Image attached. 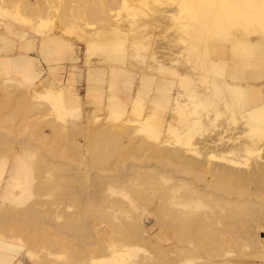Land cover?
<instances>
[{
    "label": "rangeland",
    "instance_id": "rangeland-1",
    "mask_svg": "<svg viewBox=\"0 0 264 264\" xmlns=\"http://www.w3.org/2000/svg\"><path fill=\"white\" fill-rule=\"evenodd\" d=\"M245 7L256 11L245 14ZM250 42L264 45V0H0V140L14 143L13 151L0 150V264H122L143 257H155L156 264H264V214L259 210L264 207V88L252 99L251 91L242 89L261 86L251 79L258 62L243 50ZM102 136L109 142L113 137L118 148L97 164L100 159L91 149L97 150ZM20 140L37 147L40 159H46L41 163L64 171L56 174L59 168L52 172L46 166V172L38 154L22 156ZM229 147L234 151L224 153ZM164 148L184 153L169 149L172 153L166 154ZM187 160L204 161L199 163L203 167L196 170L198 162L194 167L189 162L187 175L177 177L215 196L186 200L172 183L150 181L168 191L167 216H198L192 222L196 226L191 224L196 229L190 225L191 230L182 231L173 221H157L164 198L142 189L136 177L147 171L138 167L163 170L168 162L173 165L166 169L174 170ZM37 162L44 166L39 173ZM208 163L235 164L233 169L246 175L239 183L219 175L214 179ZM18 169V181L9 188L18 198H6L9 172ZM130 174L135 175L133 188L111 182ZM61 178L69 181L61 189L53 187ZM39 181L44 189L53 184L52 190L61 191L37 192ZM209 182L217 188H204ZM223 184H230L232 195L221 192ZM133 189L142 195L135 197ZM242 190L243 198L237 195ZM91 191L110 203L118 201L120 208L108 204L84 216L83 194ZM235 194L246 200L245 208L211 201L231 204ZM38 201L32 209L40 216L32 223L17 217ZM141 235L148 237L145 247ZM102 246L116 253L103 255ZM160 247L166 250L160 252L161 263Z\"/></svg>",
    "mask_w": 264,
    "mask_h": 264
},
{
    "label": "bare ground",
    "instance_id": "bare-ground-1",
    "mask_svg": "<svg viewBox=\"0 0 264 264\" xmlns=\"http://www.w3.org/2000/svg\"><path fill=\"white\" fill-rule=\"evenodd\" d=\"M83 2H84V0H82ZM93 2V1H92ZM99 4V3H98ZM97 5V4H96ZM94 6V8H96V9H100V11H101V9H102V7H101V5H98V7L97 6ZM99 7H101V8H99ZM109 7H110V5H109ZM94 8L92 9V10H94ZM88 9V8H87ZM76 10V9H75ZM86 10V9H85ZM89 11V10H88ZM88 11H86L87 13H88ZM96 11V10H95ZM100 11H98L97 10V13H99ZM106 11V10H105ZM255 12L256 10L255 9H250L249 7H245V9H244V13L246 14H251V13H249V12ZM80 12V11H79ZM90 12V11H89ZM104 12V11H103ZM107 12V11H106ZM78 13V12H77ZM86 13V14H87ZM27 14V13H26ZM91 14V13H90ZM65 15V14H64ZM92 15V14H91ZM20 16V15H19ZM25 16H27V15H25ZM29 16V15H28ZM86 16V15H85ZM92 16H94V13H93V15ZM63 17V16H62ZM79 17H80V14H79ZM83 17V16H82ZM94 17H96V16H94ZM20 17H18L17 19H19ZM25 17H23V19H24ZM27 18V17H26ZM64 18V17H63ZM92 18V17H91ZM255 18H257V16H255ZM29 19V18H28ZM27 19V20H28ZM75 19V18H74ZM69 22H72V21H69ZM24 24V23H23ZM65 24V23H64ZM65 28H66V26H65ZM64 28V29H65ZM68 29V28H67ZM243 45V44H242ZM246 45V44H245ZM244 45V46H245ZM239 47H241V46H239ZM243 50H245V51H247V54H248V57H250L251 59H254L255 61H257L258 62V67L251 73V79H252V81H253V83H255V84H257V85H261L258 89H255V90H252L251 89V87H248L247 85V87H245V88H242L243 90H250L251 91V93L249 92V94L248 95H250V99H252L251 98V95H258V92L256 91V90H259L260 88H264V45H260V44H258L257 42H250V44H248L246 47H244L243 48ZM4 61V60H3ZM2 61V62H3ZM7 61V60H6ZM8 62V61H7ZM10 62V61H9ZM8 62V63H9ZM12 62V61H11ZM224 83H226V82H224ZM43 85V84H42ZM249 88V89H248ZM240 89V88H239ZM180 95H181V93H180ZM179 95V96H180ZM175 99V101L177 102H175L176 104H180V102H179V97H175L174 98ZM254 99H256V98H254ZM20 100V99H19ZM185 101V100H184ZM22 102V101H21ZM247 102L249 103L250 101L249 100H247ZM175 104V105H176ZM258 108H255V109H252V113L253 112H257L258 110H257ZM110 132V131H109ZM101 135V134H100ZM103 135V134H102ZM111 135V134H110ZM112 135H114V134H112ZM104 136H106V135H104ZM104 136H102V137H104ZM99 137V136H98ZM102 137H100V140H99V142L100 143H98V145L97 146H99V147H97V150H96V148H94V149H91L92 151L94 150L95 152L94 153H92V151H91V153L93 154V157L95 156V158H97L98 160V162H95V163H97V164H99V162L102 160H106V159H104V158H107L108 159V157L109 156H107V155H109L108 153H110V154H113V152H116V150L114 151V149H117V148H115V146H116V144H114V143H112L113 141L111 140L113 137H111V139H110V142L107 140V137L105 138H102ZM110 138V137H109ZM114 138H116V137H114ZM102 139H104V140H102ZM23 140H25V139H23ZM23 140H20V141H23ZM102 140V141H101ZM107 140V141H106ZM114 140V139H113ZM97 141H98V139H97ZM104 141H106V143H104L105 145H99V144H102ZM28 141H23V143H21V142H19V144H23L22 145V147H20L21 149V151L19 152V153H21V155L23 154V152H31V154H35L34 156L36 157L37 155L36 154H38V159H40V158H42V155L40 156L39 155V151H37V147H35L34 145L32 146L30 143H27ZM244 142V141H243ZM232 144V143H231ZM89 145V144H88ZM230 145V144H229ZM228 145V146H229ZM21 146V145H20ZM32 146V147H31ZM168 147V146H167ZM5 148H7V149H10L11 151H13L14 150V143L13 142H8V141H6V140H0V150L1 149H5ZM31 148V149H30ZM34 148V149H33ZM40 148V147H39ZM230 148V147H229ZM165 149V148H164ZM169 149H171V148H166L165 150V152H166V154L168 153V151L170 152V150ZM228 149V148H227ZM234 149L235 148H230V150H225V152L224 153H231V152H233L234 151ZM30 150V151H29ZM171 150H176L177 152L175 153L176 155L178 154V152H180V151H182V150H177V149H171ZM164 151V150H163ZM192 151V150H191ZM38 152V153H37ZM107 152V153H106ZM14 154H15V152H13ZM19 153H16L15 155L17 156V157H20L21 155L19 154ZM170 153H172V152H170ZM182 153H184V152H182ZM181 152H180V154H182ZM234 153H236V152H234ZM25 154V153H24ZM107 154V155H106ZM175 154H173V155H175ZM214 154V153H213ZM233 154V153H232ZM14 155V156H15ZM20 155V156H19ZM26 155H27V153H26ZM25 155V156H26ZM59 155H60V153H59ZM170 154H168V156H169ZM179 155V154H178ZM209 155H211V152H210V154ZM23 156V155H22ZM21 156V157H22ZM32 156V155H31ZM113 156H114V154H113ZM187 156H189V155H187ZM187 156L185 157V158H187ZM214 156H215V154H214ZM222 156V155H221ZM17 157H15L16 159H18ZM20 157V158H21ZM112 157V156H111ZM179 157V156H178ZM23 158V157H22ZM46 158V157H45ZM37 159V158H36ZM44 159V158H43ZM43 159H40V160H37V161H43ZM176 159V158H175ZM187 159H189V158H187ZM191 159H193V160H196V159H194V158H192L191 157ZM46 159H44V161H45ZM176 160H178V159H176ZM204 160V159H203ZM231 160V159H230ZM188 161V160H187ZM183 161L184 163V165L183 164H181V166L179 167V166H174V170H169V169H166V165L167 164H169V165H173V163H166V165H163V166H161L162 168H163V170H159V167L160 166H158V165H154V167H153V165H151V166H144V167H138V168H142V169H144V168H147V171H145V172H141L140 170H142V169H137L136 171L138 172V171H140L139 172V175H137V176H140V177H136V180H140L141 181V188L142 189H150L154 194H156L157 192L164 198V201H163V203H162V205L160 206V208L159 209H161V210H159L160 211V215L158 214V215H156L157 217H158V219L160 218V220H158L157 219V221L159 222V223H167V222H165V221H167V220H170V222L171 221H173V222H171V223H173L175 226H177V227H179L182 231H184V230H191V229H196V227L195 228H193L192 227V225L193 226H196V224L194 223V224H192V222L194 221V218H196V217H198V216H190L189 214H187V215H184V214H181V213H177L176 215H171V213L172 212H169V214H168V216H167V212L168 211H171V209H170V205H171V202L168 200V191L167 190H165V189H161V188H159L158 187V184L157 183H155V182H150L151 181V179H153V178H157V179H160V180H162V181H165V182H167V183H172L173 185H174V191L176 192V193H179V192H184L185 194L183 195V197L187 200V199H190V198H192V199H196V200H199V201H202L203 199H210L211 197L210 196H215V195H213L212 193L210 194V191H208V190H206V189H200V188H198V186L195 184V183H191L192 181H190V180H187V179H185L184 177H183V179H180V178H178L177 177V175L176 174H182L183 175V173H184V175H187V170H189V169H187L188 167H190V166H187V168L186 167H184L185 166V164H187L188 165V163L190 162V161ZM207 161V160H206ZM226 161V160H225ZM229 161V160H228ZM232 161V160H231ZM39 162H37V164H36V167H34L35 169H36V171L39 173L40 171H42V169H44V166L46 167H48L49 168V166H51V165H49L48 166V164L46 163V162H48V161H46L44 164H43V162L41 163V164H43V165H41V164H39ZM93 162V163H94ZM194 162H198V161H194ZM194 162H193V164H194ZM201 162H204V161H201ZM201 162H198V165H199V163H201ZM208 162V161H207ZM206 162V163H207ZM221 162V161H220ZM237 162H239V161H237ZM240 162H242V161H240ZM239 162V163H240ZM105 163V162H104ZM179 163V162H178ZM214 163H216V162H214ZM222 163V162H221ZM229 163H231V162H229ZM233 163H235V162H233ZM191 164V162L189 163V165ZM193 164H191V165H193ZM201 164H203V163H201ZM218 164V163H217ZM223 164V163H222ZM246 164H249V163H246ZM251 164H253V163H251ZM262 164V163H261ZM180 165V164H179ZM195 166H197V168H196V170L198 169L199 170V168H201V167H203V166H201L200 167V165L198 166V165H196V163L194 164ZM194 165H193V167H194ZM205 165V164H204ZM220 164H218V165H213V164H211V163H208L207 165H205L207 168H210V173L213 175V176H215V178L214 179H218V178H216V177H218L217 175H219V176H222V178H226V179H229V180H231V181H237V180H239L240 179V181H243V177H245V175L246 174H244L243 175V177H242V175H241V173H243L244 171H241L240 172V170H239V168H236V169H238V171H236L235 169H233L234 167L233 166H235V164L233 165V166H230V167H232V168H229V167H227L229 164H226V166L224 165H221V166H219ZM236 165H239V164H236ZM264 165V164H263ZM137 166V165H136ZM244 166V165H243ZM246 166H248V165H246ZM253 165H251V167H252ZM256 166H257V164H256ZM47 167L44 169L45 171L47 170ZM259 166H257V168H258ZM59 168V167H58ZM56 166H54V167H50L49 169H51V170H49V171H52V170H57L58 169ZM137 168V167H136ZM241 168V167H240ZM243 168L244 167H242L241 168V170H243ZM250 167H248L247 168V170L249 169ZM256 168V169H257ZM260 168V167H259ZM258 168V169H259ZM263 168H264V166H263ZM65 169V168H64ZM100 169V168H99ZM192 169V168H191ZM195 169V168H194ZM44 170H43V172H44ZM67 170V169H66ZM246 170V171H247ZM261 170H262V172L261 173H263V171H264V169H262L261 168ZM19 171H20V169H18V170H11L10 172H9V174H10V178L8 179V184H7V186H6V188H7V191L9 190V188H10V186H12L13 185V182H15V181H18V175H19ZM61 171H64V170H61L60 168H59V170H57V173L56 174H58L59 172H61ZM129 171V170H128ZM249 172H247V173H250V171L251 170H248ZM259 171H257V172H259ZM42 172V173H43ZM47 172V171H46ZM52 172H55V171H52ZM123 172H125V171H123ZM130 172V171H129ZM240 172V173H239ZM252 172H254V171H252ZM259 172V173H260ZM192 174H193V172H191ZM199 172H196V175L198 174ZM18 174V175H17ZM48 174V173H47ZM90 174V173H89ZM132 174H134V173H132ZM132 174H130L131 176L130 177H127L126 179L125 178H123V177H121L122 179H118V178H114L113 180H111V182H112V184L113 185H115V186H117V187H122V189L123 188H129V187H131V188H133L132 186H133V183H131V181H133L132 179V176L134 177L135 175H132ZM201 174V173H200ZM252 174V173H251ZM255 174H257L258 175V173H255ZM41 175V174H40ZM88 175V174H87ZM189 175V174H188ZM249 175V174H248ZM262 176H264V173L263 174H261ZM122 176V175H121ZM193 176H195V175H193ZM75 177V176H74ZM192 177V176H191ZM198 177H200V175H198ZM198 177H196L195 176V179H197V182H201V181H204V177H202V175H201V179L200 178H198ZM251 177H253V176H251ZM251 177H247V178H251ZM84 178V177H83ZM87 178V177H86ZM247 178H245V180L247 179ZM254 178V177H253ZM253 178H251V179H253ZM17 179V180H16ZM44 179V178H43ZM43 179H41V180H43ZM62 179V178H61ZM60 179V181L57 183L56 182V180H54L55 182H54V186L53 187H59V189H61V188H63V186L65 185V183L63 182L65 179H62L61 180ZM70 179V178H69ZM79 179V178H78ZM221 179V178H220ZM259 179H261V176H259ZM258 179V181H262V180H259ZM48 180H50V179H48ZM47 179H46V181H48ZM52 180V179H51ZM85 180V179H84ZM193 180V179H192ZM65 181H69V180H65ZM71 181H74V180H71ZM70 181V182H71ZM247 181H249V183H250V180L248 179V180H246V183H247ZM257 181V180H256ZM256 181H252V182H256ZM256 182V184L257 183H260V182ZM6 182V181H5ZM40 183H38L37 184V189L35 190V191H37V192H40V193H42V194H44V192H43V190H47L46 188H48V190H52L51 188H52V185L50 184V187H45V189L43 188L45 185H41L42 183H43V181H39ZM42 182V183H41ZM48 182H51L52 183V181H48ZM80 182V181H79ZM83 182V181H82ZM251 182V183H252ZM0 183H2L1 181H0ZM45 183V182H44ZM47 183V182H46ZM72 183V182H71ZM75 184H76V182H74ZM77 183H78V181H77ZM84 183V182H83ZM107 183H109V182H107ZM206 183V182H205ZM211 182H209V183H207L206 185H204L205 187L204 188H211V186H215V185H212V183L210 184ZM235 183V182H234ZM237 183H239L238 181H237ZM243 183V182H242ZM249 183H247V184H249ZM68 184V183H67ZM80 184H82V183H80ZM79 184V185H80ZM110 184V183H109ZM227 184V183H226ZM244 184V183H243ZM254 184V183H253ZM254 185V186H256V188L261 192V190H262V188L264 187V183H260L261 184V186H262V188H260V187H257V186H259V185ZM1 185V184H0ZM6 185V184H5ZM48 185H49V183H48ZM75 186H77V185H75ZM236 186V185H235ZM245 186V185H244ZM243 186V187H244ZM4 187V186H3ZM66 187V186H65ZM80 187H81V185H80ZM111 187V189H114L113 188V186H110ZM241 187H242V185H241ZM240 187V188H241ZM249 187H250V185H249ZM214 188H217V187H214ZM245 188V187H244ZM251 188V187H250ZM256 188H254V191L256 190ZM261 190H260V189ZM58 189V188H57ZM56 190V189H53L54 191H61V190ZM70 189H72V188H70ZM70 189H68V190H70ZM109 189V188H108ZM107 189V190H108ZM111 189H109V190H111ZM236 189H237V187H236ZM236 189L234 188V189H232V190H235L236 191ZM41 190H42V192H41ZM52 190V191H53ZM64 190V189H63ZM68 190H67V192H68ZM160 192H159V191ZM220 190H221V192H223V194H225V195H229V194H231V187H230V184H228V186L227 185H222V188H220ZM245 190V189H244ZM244 190H242V192H240V193H238L237 195H239V197L241 196V193H243V191ZM246 190H248V189H246ZM52 192V193H55V192ZM65 191V190H64ZM74 191V190H73ZM134 193H136L137 195H135V197H140L142 194H141V192L140 191H138V190H136V189H133L132 190ZM241 191V190H240ZM70 192H71V190H70ZM94 192L95 191H91V192H88V194H86L87 196H85L84 194H83V196L85 197L82 201L85 203V205H83L82 204V206H84V207H82L83 208V211H82V213L83 214H85L84 216H86V211H89V213H93V212H97V211H99V208L100 207H102V208H104L106 205H108L109 204V207L110 208H112V207H115L116 206V208H120L119 206H117L118 205V201L117 202H112V203H110V202H108V200H106L105 198H103L102 196H100V194H98L97 195V193L99 192L98 190H97V193L96 194H94ZM103 192V191H102ZM207 192V193H206ZM248 192V191H247ZM246 192V194L249 196L250 194H248ZM47 193V192H46ZM45 193V194H46ZM52 193H50V194H52ZM61 193V192H60ZM60 193H59V195H60ZM63 193V192H62ZM61 193V194H62ZM69 193V192H68ZM100 193V192H99ZM104 193V192H103ZM157 193V194H158ZM236 193V192H235ZM49 194V195H50ZM82 194V193H81ZM156 194V195H157ZM252 194V193H251ZM256 194H258V193H256ZM48 195V194H47ZM68 195V194H67ZM80 195V194H79ZM232 195V194H231ZM237 195L235 194V198L236 199H233V200H231L233 203H229V202H226L224 199H219V200H217V199H213V200H211V201H214V202H216L218 205H230V206H235L236 208H241V207H243V208H245L244 206V203L246 202V200L244 201V202H242V201H240V200H242V199H238L237 198ZM243 195V194H242ZM4 196L7 198H10V197H12L13 199L15 198V200H16V198H18V195L16 194V193H12L11 192V190H9V192L8 193H6V194H4ZM53 195H51V197H52ZM57 196V195H56ZM188 197V198H186V197ZM255 196H257V195H255L254 194V197ZM260 196V195H259ZM258 196V197H259ZM55 197V196H54ZM80 197V196H79ZM149 197V196H148ZM242 197V196H241ZM252 197V196H251ZM254 197H252V198H254ZM258 197H256V198H258ZM38 198V197H37ZM53 198V197H52ZM58 198V197H57ZM57 198H56V200H57ZM73 198L74 197H69V201L70 200H72L73 201ZM76 198L77 197H75L74 199H75V201H76ZM146 198V200H150V198H147V197H145ZM144 198V199H145ZM243 198V197H242ZM246 199H247V197H245ZM251 198V199H252ZM255 198V200L257 201V200H259L260 201V199H256ZM260 198V197H259ZM263 198V197H262ZM78 199V198H77ZM250 199V200H251ZM53 200H54V198H53ZM79 200V199H78ZM185 200V201H186ZM254 200V201H255ZM184 201V202H185ZM248 201V200H247ZM253 201V200H252ZM39 202V201H38ZM38 202H36V203H34V205H32V206H29V207H26V208H30V209H28V210H26V211H24L23 213H22V211H21V213H17V217H20V215H22V217L23 218H25V221H27V222H31L32 223V221H34V219L35 218H37L38 216H40L39 214H38V216H37V211H35V210H33L32 208H38V205L40 204V202L38 203ZM67 202V201H66ZM71 202V201H70ZM184 202H182L180 205H183L184 206ZM209 202H210V200H209ZM254 203V202H253ZM4 204V203H3ZM54 204V203H53ZM61 204H63V202L62 203H60V202H58V205L60 206ZM67 204V203H66ZM78 204V203H77ZM81 204V203H80ZM88 204V205H87ZM92 204H95V205H93L92 206ZM112 206H111V205ZM249 204H251V203H249ZM258 204H260V203H258ZM56 205H57V203H56ZM252 205H254V204H252ZM2 206V203H1V205H0V207ZM6 206V205H5ZM104 206V207H103ZM260 206V205H259ZM259 206L257 205V207L256 208H259ZM264 206V205H263ZM9 207V206H8ZM78 207H79V205H78ZM248 207H250V206H246V208H248ZM253 208H254V206H252ZM260 207H262V206H260ZM71 208V207H70ZM80 208V207H79ZM85 208H90V209H86L85 210ZM107 208V207H106ZM166 208H169V209H166ZM101 209V208H100ZM105 209V208H104ZM114 209V208H113ZM243 210V209H242ZM256 210H258V209H256ZM260 211H262V213L261 214H264L263 213V210H264V207H262V209H259ZM7 211V210H6ZM102 211H104V210H102ZM114 211H115V209H114ZM259 211V212H260ZM17 212V211H16ZM116 212H118V211H116ZM244 212V214L243 215H245L246 214V212L245 211H243ZM249 212H251V211H247V213H249ZM5 213V212H4ZM8 213V212H7ZM256 213H258L257 211H256ZM6 214V213H5ZM103 214V213H102ZM261 214H260V219H261ZM9 215V213L7 214V216ZM88 215V214H87ZM238 216H240V214H237ZM247 215H249V214H246V216ZM3 216H5V215H3ZM2 216V217H3ZM6 216V217H7ZM83 216V215H82ZM160 216V217H159ZM259 216V215H258ZM6 217H5V219H6ZM10 217V219H11V217H12V215H10L9 216ZM8 217V218H9ZM21 217V218H22ZM165 217H167V218H169V219H166ZM231 217H237L236 216V214L235 213H231ZM242 217V216H241ZM240 217V218H241ZM254 217V216H253ZM256 217V216H255ZM13 218H14V216H13ZM22 218V219H23ZM137 218H139V217H137ZM239 218V217H238ZM244 218V217H243ZM243 218H241V219H243ZM258 218V217H257ZM1 219V218H0ZM5 219H3V220H5ZM237 219V218H236ZM262 219L264 220V217H262ZM3 220H1L2 222H3ZM17 220H19L18 218H17ZM136 220V219H135ZM138 220H140V219H138ZM137 220V221H138ZM5 221H7V220H5ZM38 221V220H37ZM137 221H135V222H137ZM196 221H197V219H196ZM198 221L200 222V219H198ZM27 222L25 223V224H27ZM35 222H36V220H35ZM264 221H262V223H263ZM140 223V222H139ZM139 223H136V224H139ZM197 223V222H196ZM261 223V224H262ZM192 224V225H191ZM28 225H29V223H28ZM140 225V224H139ZM191 225V226H190ZM252 224H250V226H251ZM83 226V225H82ZM192 227L191 229H189L190 227ZM263 226H264V224H263ZM262 226V227H263ZM246 227H248L247 225H246ZM251 227H254V226H251ZM198 228H201L200 226L198 227ZM237 228H239L238 226H237ZM230 229H232V227L230 228ZM235 229V228H234ZM201 230H202V228H201ZM239 230V229H238ZM144 231V230H143ZM83 232V231H82ZM86 232V231H85ZM84 232V233H85ZM237 232V231H236ZM259 232V231H258ZM258 232L256 233V234H254V236L255 235H260V234H258ZM84 233H82V234H84ZM240 234H241V232H239ZM238 233V234H239ZM85 235V234H84ZM243 235V234H242ZM83 236V235H82ZM145 236V235H144ZM144 236H142L141 235V239L143 240V243H144V247L147 245V244H149V241H148V237H144ZM252 236V235H251ZM254 236H252L254 239L255 238H257L256 236L254 237ZM83 238H84V236H83ZM243 238H246V237H243ZM264 238V237H263ZM248 239V238H247ZM258 239H261V237L260 238H258ZM249 241V240H248ZM252 241V240H251ZM136 244H134L133 246H135ZM130 245H128L127 247H129ZM149 246V245H148ZM131 247H132V245H131ZM139 247V245L137 244V246H136V248H138ZM141 247V246H140ZM139 247V248H140ZM144 247H142V248H144ZM101 249H100V251H101V254H103V255H107L108 253L106 252L107 250H109L110 252H109V254H111V252H114V251H112V250H110V249H106L104 246H102V247H100ZM136 248H134V249H136ZM141 248V249H142ZM125 249H126V247H125ZM157 249V248H156ZM162 249V247H160V249H159V251H158V249L156 250V251H158V257H157V259L159 260V263H161L162 262V259L160 258V256L162 255V254H164V253H160V252H165L166 250L165 249H163V251L161 250ZM99 250V248L97 249V251ZM129 250V249H128ZM133 249H131V250H129V251H132ZM138 250V249H137ZM146 250V249H145ZM100 251L97 253V254H100ZM122 251V250H121ZM171 252V251H170ZM114 253H116V252H114ZM118 253H120V252H118ZM122 253V252H121ZM166 253H168V252H166ZM101 254L100 255H98L97 257L99 258V256H101ZM107 255L108 257L110 256V255ZM113 254V253H112ZM145 256H147V255H145ZM103 257H105V256H103ZM98 258H95V259H97L98 260ZM92 259V261H93V258H91ZM91 259L89 260L90 262H91ZM99 259H101V257L99 258ZM151 260H152V262H151ZM160 260H161V262H160ZM174 260H177V259H171V261H174ZM102 261H103V259H102ZM126 261H128V260H126ZM95 262V261H94ZM97 262V261H96ZM109 262V261H108ZM123 262V261H122ZM129 263H127V262H125V263H122V264H156L155 262H158L157 260H155V257L154 258H152V259H149V257L148 258H140V259H138V260H135V261H128ZM178 260L176 261V262H174L175 264H178ZM101 263V262H100ZM105 263H107V262H105ZM173 263V262H172ZM171 262H170V264H172ZM90 264V263H89ZM92 264V263H91ZM102 264V263H101ZM108 264V263H107Z\"/></svg>",
    "mask_w": 264,
    "mask_h": 264
},
{
    "label": "water",
    "instance_id": "water-1",
    "mask_svg": "<svg viewBox=\"0 0 264 264\" xmlns=\"http://www.w3.org/2000/svg\"><path fill=\"white\" fill-rule=\"evenodd\" d=\"M260 234H261L262 237L264 236V233L263 232H261Z\"/></svg>",
    "mask_w": 264,
    "mask_h": 264
}]
</instances>
